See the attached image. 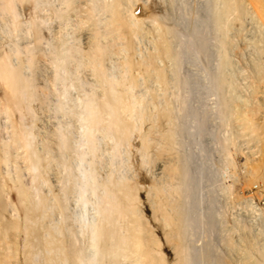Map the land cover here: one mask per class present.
I'll return each mask as SVG.
<instances>
[{"label": "bare ground", "instance_id": "obj_1", "mask_svg": "<svg viewBox=\"0 0 264 264\" xmlns=\"http://www.w3.org/2000/svg\"><path fill=\"white\" fill-rule=\"evenodd\" d=\"M107 1L0 0V196L5 198V202L0 204V264H226L225 259L222 260L220 254L210 247L207 229L215 227L213 216L210 213L205 216L193 214L195 188L199 179L196 182L186 160L177 156V151L172 155L179 146L176 126L181 117L175 123V114L170 108L172 104L169 106L168 103L170 100L167 102L165 94L161 99L162 93H157L158 89L163 93L167 91L165 89L170 84L160 65L163 60L175 59L169 40L167 42L161 31L156 45L153 43L155 48L152 52L147 55L143 53L139 59L132 58L126 53L131 43L123 44L122 41L126 36L132 39L138 32H143L142 23L146 18L141 20L133 15V9L130 10L133 3L126 9L125 0ZM220 4L222 8L216 14L217 28L225 36L229 16L235 12L241 14L246 9L241 0H222ZM84 29L87 50L81 48L79 39L76 42L78 33ZM261 37L263 46L256 44L264 55V34ZM116 52L122 55L120 62L114 60ZM259 63L253 67L255 74L251 75L254 78L250 77L252 84L249 81L251 85H247L252 88H249L252 90L249 94L251 97L257 94L259 83H264V60ZM82 73L88 74L89 82L83 80ZM141 73L143 78L148 79L147 83H151V96L154 97H151L154 100L151 102L152 108L145 104L144 98L137 97V93L135 95L134 89L141 80L138 81L137 75ZM227 78L219 80V89L223 84H228ZM86 84L89 85L87 89ZM251 97H244L243 103L250 106L248 109L247 106L246 109L236 108L234 104L230 114L227 113L238 124L237 133L234 130L238 136L224 138L225 142H229L224 148L228 149L230 144L234 148V154L233 148L229 149L233 157L236 156L233 160L244 153L237 143L239 136L245 134L248 138L249 135V141L253 142L248 149L244 146L248 153L242 165L238 164V160L233 164L232 158V162L228 161L233 164V170L226 173L229 182L225 188L229 190L227 194L233 208L239 211V217L235 214L231 222L238 235L235 247L233 244L231 247L244 251L245 256H232L235 260H226L229 262L227 264H246L250 260L252 264L257 259L264 260V241L261 242L262 247L259 245V241H262L259 240L262 236L260 230L264 229V120L261 123L254 121V114H257L254 111H258V108L255 104V110L254 107L252 109L254 104L251 106L250 101L252 99L254 102V99ZM38 109L42 112L45 109L49 119L58 120L53 123L55 127H45V134L39 135L41 147L36 146L39 143L34 139L38 137L35 133L42 131L32 130L36 117L40 115L37 116ZM186 109L182 113L184 117L190 115L193 125L197 110ZM229 118L226 117V120ZM136 120H139L138 123L143 120L149 123V127H144L147 130L143 134L141 128L142 135L139 130V147L144 156L150 161L155 157L158 159L156 155L163 153L168 154L166 158L169 156L167 161L161 163L159 178L152 176L153 180L146 186L154 216L161 223L167 242L173 247L174 258L171 261L159 248L158 237L147 229L148 224L139 221L141 211L138 212L136 205L139 198L137 186L127 178L114 177L110 171L100 179L94 167L99 135L111 140L112 149H116L138 129ZM192 125L189 128H195ZM188 134L191 135V132ZM235 137L239 139L234 141ZM229 150L226 153L230 155ZM71 155L74 156L75 165L71 163ZM51 166H57L59 170H56L61 175L58 180L61 186L56 193L45 177ZM60 170L64 171L63 175ZM22 171L28 172L30 180H23L26 178L22 177ZM147 180L150 179L147 177ZM43 187H47V191ZM12 195L16 196L15 203L11 200ZM70 199L74 200L79 210L81 207L85 212L88 203H91L93 213L88 210L87 213L91 215L86 216L84 212L76 214L77 208L75 212L70 211ZM245 216L249 218L247 222L243 221ZM204 224L206 229L202 228V232L200 227ZM259 234L261 236L258 238Z\"/></svg>", "mask_w": 264, "mask_h": 264}, {"label": "rangeland", "instance_id": "obj_2", "mask_svg": "<svg viewBox=\"0 0 264 264\" xmlns=\"http://www.w3.org/2000/svg\"><path fill=\"white\" fill-rule=\"evenodd\" d=\"M98 1L100 3L108 2L107 0H103V1L98 0ZM137 1L138 0H136V1L135 0H133V1L132 0H125L124 8L129 9L132 6L130 8V10L133 9V15L136 18H139L141 20L146 18L145 22L143 20V23H142V25L144 24V26H142V27H143L145 32L144 31L138 32L137 35L134 36L132 39L130 38V36H126L125 41L123 40L122 42H123V44H125V42L126 43L128 42V44L131 43L130 45L132 47L131 46L127 47L126 53H128V55H132V58H134V59H139V57H143L144 54L147 55L153 51V49L155 48V45H156V41H157L156 39H158V36H159L158 34H160L159 32L163 31L165 34L167 42L169 40L168 43L170 45L173 57L175 56V59L174 58H173V60L169 59L170 61L167 59L163 60L164 63H163V61L160 62V65L164 68L165 74H167L166 77H168L167 79H168V81H170L169 82L170 84L167 86V89H165L167 91H165L163 93V91L161 92L158 89L157 93H158V91H159V94L162 93V94H160L161 96H163V97L160 96L161 99H163L166 96L165 98H167V102L170 100L168 102L169 106H171V104H172V107L174 109L172 107H170V108L173 110L172 111L173 115L175 114L174 115L175 117L173 116L174 117L173 121L175 120L174 122L176 123L179 120V118L181 117L180 118L181 121L179 120L177 122L178 127L176 126L177 132H178L177 134L179 135V137H177V139L179 141V146L178 145L176 146V150H173L172 155L174 156L175 152L177 151L176 152L177 156H181L182 158H184L186 160L187 164L190 167V171H191L192 175L193 176L195 175L194 177L196 179V182L199 179V182H198L199 184L195 188L196 200H194V205H195L194 211L195 212H193V214H203V216H205L207 213H210L213 216V221H214L215 227L213 226L214 227L213 229H209V230L207 229V232H208V235H209V238L211 241L210 247L212 248V250L216 254H220L219 256H221V259L222 258L225 259V260H223V259L222 260L225 261L227 264V263H229L228 261L235 260V258L232 259V256L233 257H237V256L244 257L245 252L240 251V250H236L237 247H236V249L234 248L235 247L234 243H236L238 235L235 233V229L232 228L233 223L231 224V222L235 218V216H234L235 214H236V216H238L237 214H239V211L236 210L235 208H233L232 203L229 200L230 199L229 194H227V193H229V190H228V188H225V186L227 187V184L229 182V177L226 176L227 175L226 173H229V172H231V170H233L232 165L234 164V162H236V160H238L239 165L242 162H245V159H246L245 157H247L246 153H248L247 149L249 146H251L249 144H253L252 141H249V139H251L250 136L248 135V138H249L248 139L245 136V134H243V136H239L240 139L235 137V140H234V141H237L239 139L237 141V143L239 145H241V148H243V151H244V153L242 154L243 156H239L238 159L233 160L234 158H236V156L233 157L234 156L233 154L235 152H234V148L232 147L231 144L228 147V149L227 148L226 149L229 150L231 148L230 150H232V148H233V150H232L233 154L231 153L230 150H229L230 155L226 153L227 150L224 147L226 145H229V142L227 140L225 142L224 138L226 139L228 136H229L228 138H231L230 136H232V137L235 135L238 136L236 134L238 131V129L236 130L238 124L234 121L233 118L232 119L229 118V115L227 113L229 112V114H230L231 109H233L235 107L234 104L236 105V108L237 107H243L246 109V106H247V109H248V106H249V105H245L243 103L245 98L249 99L251 97L249 94H251L250 92L252 91L251 90L252 88L248 87L247 85H249L250 83L252 84L253 79L251 81L250 77L254 78L253 76L255 74V72H254L255 69L253 67L256 65H259L260 64L259 62L264 60V59H262V58H264V55L262 54V52L260 50V46H258L261 44L263 46V43H261L263 38L261 36L264 34V32H263L264 31V29H263L264 28V0H241L243 5L245 3L244 7H245L246 11H244L241 14H238V13L236 14V12H235L229 16L231 18H229L230 19L229 21L227 20L228 24L226 26V32H225V34L227 33L225 35L226 38L223 34V31L218 30L219 28H217L218 25H217V20H216V14L222 8V5H221L222 3L220 4V2H222V0H149V1L148 0H139L138 2ZM143 1L145 2V4ZM147 1H148V3H147ZM244 1H246L247 4ZM132 3H133V5H131ZM55 4L57 5V2H55ZM147 4H150V5H147ZM143 12H145V14H142ZM259 12H261V13H259ZM257 13H259V14H257ZM156 14L158 16H155ZM149 15H151V16H149ZM143 17H145V18H143ZM72 18L75 19L74 16H72ZM151 22H153V23H151ZM260 25H262V26H260ZM230 28H231V30H230ZM158 29H159V31H158ZM165 30L167 31V33L165 32ZM168 31H169V33H168ZM81 32H82V30L80 31V33H78L76 42H78V39H79L78 43H79V45L81 44L80 45L81 48H83V50H87V46H86L87 44H86V38H85L86 37V33H85L86 31L84 29L83 32L82 33ZM166 34H168V35H166ZM222 36H224V37L222 38ZM259 37H261V38H259ZM224 39H226V41ZM224 41L226 42V45H225ZM253 41H255V42H253ZM256 42L258 45L256 44ZM153 43L155 45H153ZM191 43H193V44H191ZM256 46H258V47H256ZM257 48H259V50H257ZM139 51H140V53H139ZM257 51H260V52H257ZM118 53L119 52L115 53L114 60L115 61L118 60L117 62H120L122 55L118 54ZM258 53L261 55H257ZM123 54H125V53H123ZM120 55H121V57H120ZM260 56H262V57H260ZM255 58H256V60H255ZM258 58H260V60ZM224 60H226L227 63ZM254 60L255 61L258 60L259 61V62H257L258 64ZM162 63H163V65H162ZM254 63H256V64H254ZM237 70H238V72H237ZM83 74H84V76L86 74L85 78H84ZM251 75H253V76H251ZM169 76H170V78H169ZM174 76L176 77L175 80L173 79ZM137 77L139 78L138 81L140 80V78H141V80L138 82L139 85L136 86V88L137 87L138 88L134 89L135 95L137 93V95H136L137 97L140 96V98H142V99L144 98L143 101L146 102L145 104H147V106L149 104L150 107L152 108L153 105L151 102L154 101L152 99L154 97L151 96V95H153V92H151L152 90H150L151 87L149 86L151 83H149L150 81L147 83L148 79L143 78L142 73L140 75L138 74ZM82 78L86 82L90 81L89 80L90 77L88 76L87 73H82ZM223 78L228 79L227 80L228 84H223V86L219 89L218 88V82L220 79L223 80ZM205 79H206V81H205ZM249 81H250V83L248 84ZM144 83H146V84H144ZM234 83H235V85H234ZM261 83H259L260 85H258L259 86L258 89L256 88L257 94L258 93L259 94L258 95L255 94L253 97H251L254 99V102L252 99L250 101V102H252L251 106L254 104L252 106V109L254 107V110H255L256 105H257L256 109L258 108V111L257 110L254 111V113L257 112V114L255 113L254 114L255 117H253L255 119V120L254 119L253 120L255 122L257 121V123L258 122L261 123L264 120V107H263L264 106V101H263V99H264V97H263V95H264V93H263L264 92L263 91L264 90V83L263 82H261ZM84 86L86 89L89 87L88 84H86ZM168 88H169L170 93L168 92ZM249 88H251V89H249ZM183 89H185L186 91L185 90L183 91ZM134 90H133V92H134ZM179 90H180V92H179ZM207 90H208V92H207ZM177 92H179L180 94ZM167 93H169L168 97H167ZM141 94H144V95H141ZM164 94H165V96H164ZM176 95H178V96H176ZM234 95L237 97H233ZM188 96H189V98H187ZM184 97H186V98H184ZM231 97H233V98H231ZM260 97H261V99H259ZM150 98H151V100H150ZM171 98H173V99H171ZM148 99H149V101H148ZM185 99H187V101ZM236 99L239 100V102ZM240 99L241 100L243 99V101L241 102ZM255 99H257V100H255ZM183 100H185V101H183ZM225 101H226V103H225ZM155 102H156V100H155ZM181 102H184V104L186 102V104L182 105ZM255 102H257V103H255ZM261 102H262V104H261ZM237 103L238 104L243 103L242 104L243 106L242 105L238 106ZM247 104H249V103H247ZM175 105H177V106H175ZM194 105L197 106L198 108L195 107ZM244 105H245V107H244ZM184 106H185V108H184ZM230 106L231 107L234 106V107L231 108ZM185 109L187 111L192 110V109H195V111L197 110L198 115L196 116V119H195L196 123H194L193 125L191 123L192 119H191L190 115L188 117V115L186 114L184 117V114L182 113V111L185 112ZM228 109H230V110H228ZM45 111H46L45 109H44V112H42L40 109H38L37 116L39 114L40 115H39V117H36L37 119H36V122H34L35 124L34 125L32 124L33 125L32 128H34V129H32L33 131H35V130H36V132L42 131L40 134L35 133L38 135V137L35 136L36 139H34V140H37V142L40 141L39 140L41 138L40 136L45 134V132L47 130L46 128L55 127V126H53V123H55L56 121L58 122V120L56 118L49 119L47 117L48 112L46 111L47 114H45L46 113ZM224 112H226V113H224ZM180 114H181V116H179ZM225 114H227V116ZM256 116H258V117H256ZM226 117H228L229 119L226 120ZM136 121H135V123H136V126L138 125L137 126L138 129L134 130L132 132L133 134L131 133L132 134L131 137L129 136V139L131 138L130 140L132 142L134 141L133 143L128 139L129 143L127 141V142L119 145L116 149H112L113 148V145H112L113 142L111 140H108V139H103L101 137V135H99V150L96 154L97 162L94 164V167H95L96 172H97L98 176L100 177V179L105 178L107 176L105 174L112 172L114 177H116V178L119 177L120 179L122 177L127 178L129 182H131L133 185L137 186L138 190L136 189V191H137V196L139 198L137 199L138 202H136V205L138 208V212L141 211L139 213L140 214L139 221L141 223H143L144 225L148 224L146 226L147 229L151 230L152 234L155 233V235L158 237V238L157 237L156 238L158 239V241L161 244V246H159V248L161 247L160 248L161 251L163 253L167 254L169 261H171L174 258L173 247L169 242H167V240L164 236V233H163V229L161 227V223L154 216L153 207H151V202H150L149 197H148L147 186H146V184H148V182H150L151 179L153 180L154 177H156L155 179L159 178V176L161 175V165H162L161 163H164L165 161H167L169 156L166 158V156L168 155L167 153H163L161 155H156V156H158V159H157V157H155V159L159 160L160 162L156 161L154 158L152 159V161H150L151 159L146 158L144 156V152H142V150L139 147L140 146L139 142L141 141L140 135H142L143 132H146L147 129L144 127H146V126L149 127V123H148V121L146 122V120H143L144 123H143V121H140V123H138L139 120H136ZM203 122H206V123L204 125L200 126L201 123H203ZM232 122H235V123H232ZM191 125H192V127H195V128H192V129L189 128ZM198 125L200 126V128ZM141 128L143 129L142 134H141V130H142ZM139 130H140V135H139ZM223 130H225L226 132L225 131L223 132ZM227 130L230 132H228ZM234 130L236 133H234ZM189 131L191 132V135L188 134ZM263 132H264V130H263ZM232 133H234V135ZM133 137L137 138V139H134ZM245 139H246V141H243ZM241 140H242V142H241ZM34 142H35V144H37L36 141H34ZM36 146L41 147V142ZM244 146L247 149H244ZM133 149H134V151H133ZM178 149H179V154H178ZM130 152H131V154H130ZM231 155H232V157H231ZM142 157H144V158H142ZM230 158H232L231 160L233 161V164L228 163V161H231ZM70 159H71V163L73 162L74 163L73 165H75L76 161H75L73 155H71ZM143 160H146V161L144 162ZM149 161L152 162L151 163L152 165H150ZM153 161H155V162H153ZM221 162H223V163H221ZM148 164L150 166H148ZM230 164L232 167H230ZM56 167L57 166H51L50 168H52V169L49 168L48 171L46 172V176H45L48 180V184L50 183L49 185H50V187L54 193H56L59 190V187L61 186V185H59L60 183L58 181L59 177L61 175H59V173L57 172V170H59V168L58 167L56 168ZM158 167H160V168H158ZM155 169L158 171H156ZM226 169H227V171H226ZM60 171L63 172V173L60 172L63 175L64 171L63 170H60ZM140 171H142V173ZM152 171H153V173H152ZM10 173H12V172H10ZM22 173H23L22 177L26 178V180L23 179L25 182L30 180V177H29V174L27 171H25V172L22 171ZM13 174H14V172L11 175H13ZM57 176H58V179H57ZM131 176H133V177H131ZM140 176H142V177L140 178ZM152 176H153V178H152ZM147 177H148V179H150L149 181L147 180ZM224 178H225V180H224ZM138 182L140 183V185L138 184ZM145 182H147V183H145ZM46 188L47 187H43V189H45V191H47ZM71 197H72V195H71ZM225 199H227L229 202ZM11 200H12V202L15 203L16 202V196L12 195ZM4 202H5V198L3 195H1L0 196V204H3ZM199 202H200V204L201 203L202 204L200 205ZM74 203H75L74 200L70 199V202H69V206L71 208L70 211L73 212L77 208L75 210L76 212L74 211L76 214L84 212L83 214L84 215L87 214L86 216L91 215L90 213H87L88 210H89V212L92 211V204L91 203H88L89 205H87L88 207H86L87 212H85L84 209H82L81 207L79 210V207L77 205H75ZM138 203H139V205H138ZM224 203H225V205L227 204V206H225ZM230 204H231V206H230ZM225 209H227L228 212ZM230 209H231V211H230ZM234 210H236L235 212H237V213H235ZM232 211H233V213H231ZM229 212H230V214L228 215ZM92 213H93V211H92ZM223 215L225 218L222 217ZM141 218H143L144 220ZM157 220H158V222H157ZM227 220H230V221L228 222ZM244 220L247 222L249 220V218L245 216L243 221ZM216 224H217V226H216ZM4 225H5V223H4ZM253 226H257V225H253ZM253 226H251V229H253ZM205 227H206L205 224L202 225L200 227V230L203 232L206 229ZM255 228L256 227H254V229ZM222 229H223V231H222ZM257 232H258V230H257ZM260 233L262 234V236H261V234H259L258 238H259V236H261L260 237L261 239L259 238V240H262V241H259L261 243L264 241L263 240L264 239V229L263 228L260 230ZM228 243H229V245H228ZM232 244L234 246L233 248L231 247ZM263 244H264V242H263ZM259 245H261V247L263 246L262 243ZM226 260H228V261H226ZM250 261L249 262L246 261V262L251 264ZM253 261L254 260L252 259V262ZM254 263L255 264H258V263L264 264V260H262V259L258 260L257 259L252 264H254Z\"/></svg>", "mask_w": 264, "mask_h": 264}]
</instances>
